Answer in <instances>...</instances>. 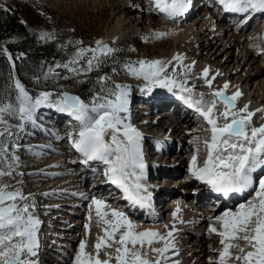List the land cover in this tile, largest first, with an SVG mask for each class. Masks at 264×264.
<instances>
[{"label":"snow or ice","instance_id":"1","mask_svg":"<svg viewBox=\"0 0 264 264\" xmlns=\"http://www.w3.org/2000/svg\"><path fill=\"white\" fill-rule=\"evenodd\" d=\"M190 2L148 0V10L158 11L167 18H178L188 11ZM218 3L226 12L243 14L245 22L255 13L264 14V0H218ZM154 35L162 38L167 33ZM40 39L55 40V37L44 33ZM67 43L75 45L73 53L35 75L38 85L51 82L60 88L58 92L45 89L30 95L21 80L9 73L10 87L14 91L0 96V178L14 179L24 175L19 171L21 160L16 154L23 148L18 136L27 126L40 128L36 115L38 109L55 108L76 122L75 135L69 133L67 138L82 157L81 162L103 163L106 166V182L121 191L127 204L134 208H149L152 193L146 183L148 165L143 153V134L129 121L128 86L114 82L107 73L97 76L95 81L76 79L102 71L109 61L120 63L115 59L118 50L102 40H96L94 45L89 46L79 40ZM7 59L13 61L11 55ZM183 60L184 57L177 54L172 60L140 59L124 62L123 66L128 75L144 81L142 92L150 94L156 88L166 89L186 100L188 106L206 122L209 135L202 141L200 136H194L192 140L193 155L188 171L195 179L225 197L253 189V200L241 203L235 211H225L209 224L208 232L220 237L222 246L218 251V260L210 258L209 264H230V261L264 264V174L256 178L255 188L253 175L258 170L264 172V125H252L255 113L249 111L248 105L239 109L236 107L242 93L237 90L227 95L228 83L222 89H213L209 99H205L203 94H197L196 98L193 87L189 86L195 62L185 65ZM11 68L14 72V61ZM61 69L67 74H62ZM111 72L117 73V69L112 68ZM202 77L211 89L215 77H210L209 68L202 70ZM69 79L77 83H94L96 90L89 93V100L70 94L58 84L59 80ZM10 120H15L16 124H11ZM9 139L17 142L9 144ZM202 148L205 157L201 165L199 153ZM26 150L36 156L42 154L31 146ZM22 183V180L16 181V184ZM91 206H94L99 218L97 222L102 221L106 225L104 235L97 238L95 253L87 252L86 242L81 240L74 264H110L113 255L108 249H114L116 264H179V261H170L168 255L169 252L178 255L175 240L178 230L175 226L166 233L137 231V225L120 206H113L97 197H92ZM35 209L36 204L30 196L7 179H0V264H38L41 220L36 216ZM88 227L85 225L86 229ZM239 241H243V246ZM156 244L162 246L156 247ZM102 248L107 256L103 260L100 259Z\"/></svg>","mask_w":264,"mask_h":264},{"label":"bare ground","instance_id":"2","mask_svg":"<svg viewBox=\"0 0 264 264\" xmlns=\"http://www.w3.org/2000/svg\"><path fill=\"white\" fill-rule=\"evenodd\" d=\"M112 2L117 3L121 10L101 39L103 42L112 40L113 43H118L124 39L129 35L132 22H136L135 28L140 27L153 40L172 38L171 53L161 60H172L180 54L184 57L183 64L190 65L195 62L193 69L196 73L202 74L205 67L209 68L210 77L214 76L215 79L210 89L203 78L205 95H209L213 89H222L228 83L227 95H232L237 90L242 93L236 107L239 109L248 105L249 111L255 113L252 125H264V111H257L264 109V58L260 51L251 47L253 39H264V14L255 13L245 22L243 14L234 15L235 13L224 11L218 0H196V4H199L197 10H192L184 17L167 18L158 11H149L148 0ZM155 33L167 35L157 38ZM220 40H223V47ZM195 50L199 52L194 54ZM130 89L135 98V107L130 110L136 115L137 123L134 127L145 137V141H142L144 159L147 164L156 161L153 165L155 168H165L158 175L161 177L155 174V179L148 182L152 185L159 182L161 186L158 189L162 191L170 188L165 183L166 180L174 181L172 185L179 182V188L168 191V198L159 200L154 208H134L122 199L120 190L114 191L117 188L106 182V166L103 163L90 161L89 166H86L77 161L82 160L81 156L77 158L76 154H72L69 149L72 146L67 137L69 133L75 135L76 122L63 130H53L52 135L48 133L52 129L42 123L41 129H34L35 136L28 140L31 143L26 141L25 146H30L33 141H44L48 137L54 143L55 140L59 142V137L64 138V142L63 145L56 146L51 142L48 146L44 145L43 151L35 149L42 153L40 156L47 163L45 171L39 174L43 187L33 192L26 191V196H30L36 204L35 214L41 220L39 243L42 241L43 247L46 245V252L42 254L44 258L39 255L38 250V264H74L81 240L86 242L87 252L95 253L92 246L93 236H103L106 225L102 221L97 222L99 218L95 214L94 206H91L92 197L103 198L113 206H120L137 225V231L154 230L166 233L175 226L178 230L175 233L178 255H173L172 252L168 255L170 261H179V264H209L210 258L218 260V251L222 247L219 243L220 237L208 232L209 224L214 222V217L225 211H235L241 203L253 200V189L230 194L226 199L215 197L216 192L189 173L193 137L200 136L202 141L209 135L206 122L196 111L181 108L174 102L162 106L165 100L179 97L166 89H157L150 96L147 92L142 93L131 87ZM42 108L43 111L41 108L37 110L38 118L47 112L56 116L60 113L55 108ZM157 141L161 144L156 145ZM204 157L205 151L202 148L199 153L201 165ZM170 162L174 164H167ZM172 166L174 170L170 169ZM94 171L96 179L86 184L87 178ZM262 174L264 172L260 170L253 174L254 188L256 177ZM154 191H157L156 187ZM212 198L214 200L209 203ZM85 225L89 226L88 229ZM239 243L243 246V241ZM155 246L161 247L162 244ZM72 250L73 253L70 254ZM114 257L113 249V262H116ZM230 264L239 262L230 261Z\"/></svg>","mask_w":264,"mask_h":264},{"label":"rangeland","instance_id":"3","mask_svg":"<svg viewBox=\"0 0 264 264\" xmlns=\"http://www.w3.org/2000/svg\"><path fill=\"white\" fill-rule=\"evenodd\" d=\"M0 7H12L18 11L20 21L24 22L26 28L15 33L12 39L18 42L27 41L29 43H27L26 49L22 53H17L16 57L13 58L16 65L15 71L13 72L11 68V63L13 61L7 59V56L10 54H8L5 49L6 39L0 38V96H3L6 92L11 93L14 91V89L10 87V72L15 78L21 80V82L29 89V93L36 95L39 91L45 89L53 91L54 93L58 92L60 88L51 82H44L38 85L35 82V75L40 74L42 70H46V67L52 65L54 62L59 63L65 60L73 53L75 45L69 46L67 43L68 41L79 40L83 41L85 46H89L94 45L96 40H101L104 37L105 32L113 25L116 15L121 10L118 4L112 2V0H110V2L107 0H0ZM132 23L130 27L132 30L130 28H128L130 30L127 29L129 32L128 36L118 43H113L112 40L107 42L109 46L118 50L115 53V59L120 63L114 64L109 61V63L103 67L102 71H94L88 75H81L76 79L95 81L97 76L107 73L112 76L114 82L124 85L127 84V86L141 92L144 81L128 75L124 70V62L137 61L140 59H161L166 54L171 53L173 42L172 38L167 37L166 39L153 40L147 32L140 27L139 29L135 28L137 24L136 22ZM44 33L52 34L55 37V40L50 39L42 41L40 37ZM220 41L223 47V40ZM50 48L53 51V55H56V58L54 60L52 59L53 61L41 60L37 65L22 61V57L25 53H39L43 50L48 52ZM198 52V50H195L194 54ZM17 57H19V59H17ZM112 68H116L117 73H112ZM59 71H61L62 74H67L63 72L62 69ZM203 83L202 74L196 73V71L192 69V74L189 77V86L194 87L193 95L198 98L197 94H203L205 99H209V95H205L206 88L202 85ZM58 84L64 90L69 91L70 94L80 95L81 98L85 100H89V93L96 90V85L94 83H77L74 79L59 80ZM157 89L160 91L165 90L156 88L149 94V96ZM44 109L46 108L44 107ZM40 110L43 111V108ZM11 121L13 125L16 124L15 120ZM48 131L47 132L50 135L54 133L53 130ZM48 138L49 139H45L44 141H33L34 144L32 143L29 145L34 149H40L42 151L45 149L44 145L48 146L51 142L55 146L57 144L63 145L64 138L62 139L59 137V142H56L55 140L56 144L51 140V137ZM29 139H31V136L29 135L25 136V134H19L18 136V142L27 141L31 143V141H28ZM15 142H17L15 139L8 140L9 144ZM28 147L26 146L16 153L18 156L20 155L21 158V167L19 168V171L24 173V175L17 176L14 179L5 178L16 187H19L23 193H26V191H37L39 188L43 187L42 179H40L39 174L45 171L47 166V163L42 160L41 156H36L33 152L27 151L26 149ZM167 164L173 165L174 163L170 162ZM173 168V166L170 167L171 170H174ZM92 169L93 166H91V170ZM95 173L96 171L91 173L87 178L86 184L94 182L97 177L94 175ZM17 180H22L23 183L16 184ZM109 201H112V199ZM93 237L92 246L94 248L97 238L102 236H97V234H95ZM51 251L54 252L52 249ZM107 251L112 252L113 255V249H108ZM72 253L73 250L70 251V254ZM104 255L105 249L102 248L100 250V259H106L107 257L103 258ZM113 263L116 264L112 259L110 264Z\"/></svg>","mask_w":264,"mask_h":264},{"label":"trees","instance_id":"4","mask_svg":"<svg viewBox=\"0 0 264 264\" xmlns=\"http://www.w3.org/2000/svg\"><path fill=\"white\" fill-rule=\"evenodd\" d=\"M26 28V25L20 21L18 16V11L12 7L1 8L0 7V38H5V49L8 54L13 58L16 57L17 53H22L26 49L27 41L18 42L12 39L15 33ZM11 38V39H9ZM29 44V43H28ZM56 58V55H53V51L50 50L42 51L39 53H25L22 57V61L32 63L37 65L41 60L51 61ZM52 60V61H53ZM1 81V80H0ZM1 87V82H0Z\"/></svg>","mask_w":264,"mask_h":264}]
</instances>
